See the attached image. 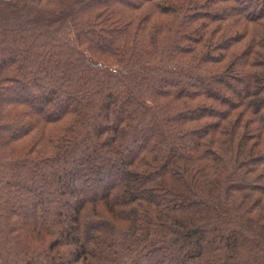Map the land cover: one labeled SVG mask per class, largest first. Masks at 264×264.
Masks as SVG:
<instances>
[{"label": "trees", "instance_id": "16d2710c", "mask_svg": "<svg viewBox=\"0 0 264 264\" xmlns=\"http://www.w3.org/2000/svg\"><path fill=\"white\" fill-rule=\"evenodd\" d=\"M0 264H264V0H0Z\"/></svg>", "mask_w": 264, "mask_h": 264}]
</instances>
